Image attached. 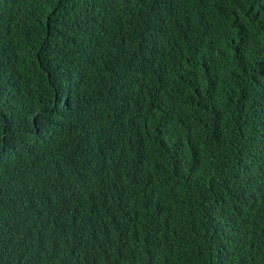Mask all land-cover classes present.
Instances as JSON below:
<instances>
[{
    "label": "trees",
    "instance_id": "16d2710c",
    "mask_svg": "<svg viewBox=\"0 0 264 264\" xmlns=\"http://www.w3.org/2000/svg\"><path fill=\"white\" fill-rule=\"evenodd\" d=\"M0 264H264V0H0Z\"/></svg>",
    "mask_w": 264,
    "mask_h": 264
}]
</instances>
